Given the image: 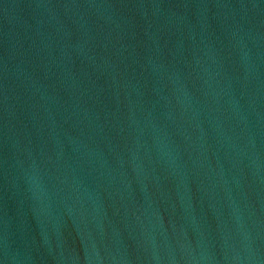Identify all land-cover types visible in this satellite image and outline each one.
Segmentation results:
<instances>
[{
    "label": "water",
    "instance_id": "obj_1",
    "mask_svg": "<svg viewBox=\"0 0 264 264\" xmlns=\"http://www.w3.org/2000/svg\"><path fill=\"white\" fill-rule=\"evenodd\" d=\"M0 264H264V0H0Z\"/></svg>",
    "mask_w": 264,
    "mask_h": 264
}]
</instances>
